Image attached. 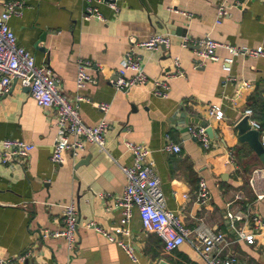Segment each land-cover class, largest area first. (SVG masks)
I'll return each mask as SVG.
<instances>
[{"label":"crops","instance_id":"obj_1","mask_svg":"<svg viewBox=\"0 0 264 264\" xmlns=\"http://www.w3.org/2000/svg\"><path fill=\"white\" fill-rule=\"evenodd\" d=\"M238 1L244 9L230 3V17L217 24L221 0H117L119 11L108 1L93 0L105 22L83 19L87 0H25L22 15L9 21L18 44L39 66L53 71L65 96L73 102L78 95L83 97L80 113L85 124L95 126L107 117L109 154L84 142L86 150L79 157L68 151L64 162L54 165L55 110L39 107L20 83L0 93V141L16 139L35 145L28 160L12 166L0 161V258L27 256L26 264H159L162 260L207 264L191 243L167 252L158 235L144 231L137 210L130 238L138 262L131 261L116 241L87 227L95 223L112 232L120 223L122 211L114 203L127 183L120 166L133 163L123 144L131 140L151 150L167 207L177 211L184 226L193 231L196 245L200 243L197 231L222 232L227 240L221 256L237 257L243 264H264V241L259 238L250 246L234 230L244 226L259 232L264 226V198L259 199L249 184L252 172L264 169V163L249 143L239 140L235 129L244 111L251 109L250 119L262 126L261 140L264 59L237 57L229 74L223 68L227 49L217 50L218 62L197 66L196 48L181 46L185 36H211L225 45L264 48V2ZM165 34L171 36L170 46L156 51L140 47L154 35ZM126 54L140 59L149 81L119 92L110 81ZM177 58L184 76L168 80L166 98L155 96L153 82L175 71ZM80 60L92 63L88 73L97 83L78 90ZM243 83H249V88ZM103 103L111 106L106 115L98 109ZM211 107L220 109L221 120L209 115ZM204 122L215 135L210 149L182 132L186 126L200 127ZM168 139L181 146V153L165 150ZM229 153L235 165L228 164ZM201 180L210 191V201L204 205L198 202ZM71 202L79 215L75 251L64 238L42 236L44 231L64 228V209ZM229 214L242 218L231 220Z\"/></svg>","mask_w":264,"mask_h":264},{"label":"built area","instance_id":"obj_2","mask_svg":"<svg viewBox=\"0 0 264 264\" xmlns=\"http://www.w3.org/2000/svg\"><path fill=\"white\" fill-rule=\"evenodd\" d=\"M109 2L112 9L119 11L117 0H105ZM263 1L264 0H259ZM93 0H87V7L83 19L90 21L96 19L105 22L99 10L92 5ZM230 3L244 9L245 4L236 0H221L217 9V21L219 24L230 17ZM26 7L25 0H0V93H8L15 83L22 87L30 88V94L39 107L54 109L56 112L57 133L53 143L51 162L59 165L64 162L65 155L72 151L79 157L86 150L84 142L95 145L98 149L109 154L108 135L110 123L107 117H103L95 126L84 123L80 113V103L84 100L82 96L76 97V102L70 100L59 89V84L53 71L47 66H39L35 57L24 47L18 44L17 37L9 25L14 16H21ZM171 43L170 35H154L148 41L141 43L140 47L156 51L162 46L168 47ZM183 48L194 47L197 66H203L208 61L218 62L220 57L217 50L221 47L228 50L229 55L223 59V68L231 73L232 65L237 57L262 58L264 59L263 47H237L222 44L211 36L200 39H192L187 36L181 43ZM92 63L80 60L77 65L76 87L78 90L87 85H95L97 79L88 73ZM176 70L170 72L162 80L153 82L152 93L159 98H166L169 92L168 80L175 77H183L184 72L177 58L175 61ZM228 81L231 78L227 79ZM148 75L145 67L139 58L126 54L116 76L110 81L111 85L119 92L130 91L136 87L145 86L148 83ZM249 88V83H243ZM110 104L103 103L98 109L107 114ZM244 117L251 118L253 111L246 109ZM209 115L217 120L223 118V113L217 107L209 109ZM251 126L261 131L262 126L250 119ZM191 137L195 138L204 149L212 147L213 140L208 135L207 129L203 126L189 128ZM264 146V133L261 136ZM126 150L131 153L133 163L130 166H120L126 176L127 183L123 193L115 198L114 208L122 211V218L118 226L112 232L104 230L95 223L87 225L103 236L114 240L125 251L133 262H138L137 251L131 241L130 223L133 211L137 210L145 232L158 235L164 242L165 250L172 253L186 243L193 244L196 252L207 264H243L237 257L221 256L223 245L226 243L227 235L222 232L197 231L200 243L195 244L191 237L193 231L187 229L177 211L167 207L162 191L160 180L155 172V163L152 159L151 150L143 143H136L131 140L123 142ZM35 145L23 140L5 139L0 141V161L3 165L12 166L22 160H28ZM165 150L173 154L182 151L180 145L168 139ZM227 162L235 165V157L232 153L227 156ZM249 184L258 194L259 199L264 198V169H256L252 172ZM184 198H187L184 195ZM210 201V191L204 180H201L198 190V202L202 205ZM231 220H241L238 215L229 214ZM64 228L57 231H44L42 236L49 238H64L68 242L69 249L75 251L78 247L79 215L75 202L69 203L64 209ZM260 225V221L255 219ZM257 232V228L234 227L238 239L245 241L248 245L257 244L258 239L264 241V226ZM27 256L18 259L0 258V264H26Z\"/></svg>","mask_w":264,"mask_h":264},{"label":"water","instance_id":"obj_3","mask_svg":"<svg viewBox=\"0 0 264 264\" xmlns=\"http://www.w3.org/2000/svg\"><path fill=\"white\" fill-rule=\"evenodd\" d=\"M162 48H165V46H162ZM30 90V88H28ZM182 117L185 118V113H178ZM190 121L187 120V123ZM202 126L207 129V133L211 138H214V131L213 128L206 122L202 123ZM235 129L237 130V134L239 136V140L242 143H249L250 147L257 153L260 157L261 160L264 163V146L260 140V135L261 132L253 129L250 123V118L249 117H244L236 126ZM183 133L186 134V136L191 137L189 133V127L186 126L184 127V130H182ZM264 133V132H263ZM195 139V138H194ZM196 140V139H195ZM159 264H169L167 261L162 260L159 262Z\"/></svg>","mask_w":264,"mask_h":264}]
</instances>
